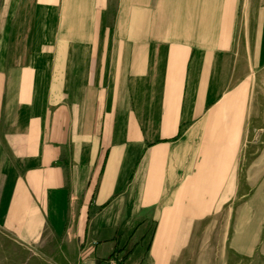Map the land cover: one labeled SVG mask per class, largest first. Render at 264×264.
<instances>
[{
	"label": "crops",
	"instance_id": "1",
	"mask_svg": "<svg viewBox=\"0 0 264 264\" xmlns=\"http://www.w3.org/2000/svg\"><path fill=\"white\" fill-rule=\"evenodd\" d=\"M123 4L113 46L103 0H0V221L65 262L177 264L264 123V0Z\"/></svg>",
	"mask_w": 264,
	"mask_h": 264
},
{
	"label": "rangeland",
	"instance_id": "2",
	"mask_svg": "<svg viewBox=\"0 0 264 264\" xmlns=\"http://www.w3.org/2000/svg\"><path fill=\"white\" fill-rule=\"evenodd\" d=\"M103 2L107 13V42L108 45L114 46L116 20L122 13H126L127 7L123 4L124 0ZM203 8L206 25L211 8ZM183 9V16L189 14L187 17L192 19L194 7L184 6ZM220 10V13H227L228 7H220ZM238 10L239 7L236 6V26ZM186 24L190 25L187 22ZM16 40L18 43L27 42L29 49H32L35 41L32 39V44H29V39H13V42ZM29 56L30 54H24L22 58ZM250 75L252 76V73ZM253 115L252 127L243 135L237 157L239 165L236 171L238 180L235 183V198L222 208L219 224L205 221L201 224L203 228L192 231L190 243L184 251L185 259L177 264H264V199L261 197L264 190V126L261 125L264 123L260 124L261 120L255 118V109ZM215 225H218V228H212ZM42 237L43 241L38 243H22L15 233L5 229L0 221V264H86L79 260H61L57 255V245L49 239L47 230L43 231Z\"/></svg>",
	"mask_w": 264,
	"mask_h": 264
}]
</instances>
